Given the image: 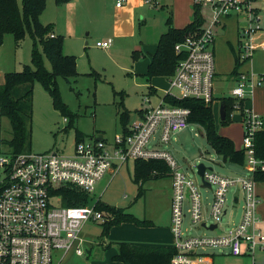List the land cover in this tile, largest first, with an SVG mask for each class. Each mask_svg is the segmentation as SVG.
<instances>
[{
    "label": "built area",
    "instance_id": "2783aa9c",
    "mask_svg": "<svg viewBox=\"0 0 264 264\" xmlns=\"http://www.w3.org/2000/svg\"><path fill=\"white\" fill-rule=\"evenodd\" d=\"M126 0H116L122 6ZM195 5L207 7L208 19L196 33L189 34L175 45L182 57L169 87L156 106L138 112L135 121L113 139L84 138L76 141L71 154L56 150L35 153H12L5 143L0 114V168L5 176L0 180V264H55L54 252L62 250L56 264L71 251L84 254L82 229L88 221H105L107 216L91 201L81 206L62 204V196L55 191L60 186H74L92 197L96 184L106 174L112 178L130 160L162 158L173 169L172 222L177 238V252L171 264H209L208 256L195 248L203 243L227 247L235 256H251L253 264H264V231L258 214L260 196L256 190L254 172L264 169V160L256 156L255 135L264 126V117L245 106L255 89L264 84V74L253 69L241 71L230 96L237 99L233 110L241 113L243 124V167L248 175L240 178L218 175L207 169L202 181L188 178L173 155L163 148L172 134L189 125L190 108L171 104L165 96L199 98L207 103L215 100V29L223 27L232 16L243 19L239 26L236 57L242 63L251 61L258 49L257 34L264 30L260 10L264 0H193ZM55 33L52 34L54 36ZM112 38L97 41L107 48ZM243 100V106L239 103ZM145 101H150L145 98ZM233 113V111H232ZM231 113V115H232ZM160 129V130H159ZM160 131L158 146L150 145L156 131ZM200 178V176H199ZM201 179V178H200ZM239 183L244 192L243 214L229 233L217 237H182L185 205L192 221L210 226L205 216L201 188H210L212 200L208 214L219 226L226 214L229 188ZM56 200L60 204H54ZM257 252L262 253L259 260Z\"/></svg>",
    "mask_w": 264,
    "mask_h": 264
},
{
    "label": "rangeland",
    "instance_id": "374dc122",
    "mask_svg": "<svg viewBox=\"0 0 264 264\" xmlns=\"http://www.w3.org/2000/svg\"><path fill=\"white\" fill-rule=\"evenodd\" d=\"M18 2L22 8V0ZM68 2L58 3L57 0H46L39 20L44 25L59 24L60 33L63 35L64 52L77 57V76L71 77L70 82L58 77L61 99L68 106L73 121L70 120V115L67 116L68 119L61 110L54 107L53 98L42 82L35 81L32 118L29 127L30 151L35 153L56 150L71 154L76 143L77 131L83 132L86 139L92 137L113 139L122 130L120 112L123 109L129 111L130 122H133L138 117L139 109L156 106L160 102L159 97L163 96L168 89L169 80L166 77L155 76L152 83L158 89V94L151 92V84L142 75L146 69L149 52L154 50L159 36L168 30L167 20L170 16L174 25L183 26L190 23L195 10L193 0H151V6L143 4L129 12L128 19L134 16V32L121 30V33L117 35L115 27L112 26L115 23L114 20L117 19L116 0H73L72 8L64 11L60 4ZM155 2L158 3V7H154ZM189 3L191 13L185 10V5ZM201 11L206 13L205 18L208 19V8L203 7ZM225 22L226 28L215 29L216 98L213 100L212 107L216 130L221 134L228 132L233 135L235 146L237 144L238 149H243V125L240 113L233 110L232 118L228 122H222L219 114L222 98L230 95L233 84L228 78L234 66V55L229 41H234L237 45V26L241 25L243 19L234 16L226 19ZM261 22L264 25V10ZM124 23L127 28H131L128 22ZM120 25L122 26L123 23L121 22ZM105 37L113 38L114 43L111 48L96 45L97 41H102ZM139 44L143 45L142 49L146 56L144 57L142 53L137 59L134 56V50ZM33 47L34 40L28 30L18 44L13 34H5L0 45V84L3 83L6 72L22 71L26 64L32 65ZM45 65L51 69L47 58H45ZM260 91L262 93L259 95ZM259 92L255 97V101L257 98L256 106L252 105L250 99L245 101V106L248 108L252 106L256 113L264 116V85ZM145 98H149L150 101H145ZM121 102L123 104L120 108ZM1 123L3 135L10 138L11 123L5 117ZM159 130L155 132L150 145L156 143L158 146ZM158 147L173 155L188 178L201 181L196 166L199 162H204L206 166L213 167L215 172L223 175H248L245 168L224 161L216 153L206 139L204 128L199 124L189 123L184 129L173 133L168 143H163ZM4 176V170L0 168V180ZM133 179L134 161L130 160L113 178L108 173L98 181L92 192L91 203L100 199L111 205L126 207L127 211L140 219H148L163 226L171 214L172 177L150 179L145 182L144 192L136 202L139 187ZM235 190H237L236 187L229 189L226 204L228 212L224 215L219 229L214 231L200 224H194L189 212L186 211L182 237L216 235L226 232L234 224L237 225L241 220L245 201L241 194L238 202L232 201ZM201 191L205 206L208 208L212 200V191L210 188H201ZM53 203L60 204L56 200H53ZM186 207H188V202H186L185 209ZM102 223L101 220L88 221L82 229L84 254L78 255L71 251L59 264H121L112 259L113 253L118 251L116 241L107 243L110 246L103 245L105 237L101 236ZM207 250L211 253H218L214 256V264H253L251 256H234L227 251L219 254L222 251L219 247ZM62 254V250L54 252L55 264ZM261 256L262 253L257 252V260Z\"/></svg>",
    "mask_w": 264,
    "mask_h": 264
},
{
    "label": "trees",
    "instance_id": "16d2710c",
    "mask_svg": "<svg viewBox=\"0 0 264 264\" xmlns=\"http://www.w3.org/2000/svg\"><path fill=\"white\" fill-rule=\"evenodd\" d=\"M69 0H57L58 3ZM46 0H22V8L18 0H0V45L4 36L11 33L18 44L24 37L26 30L34 40V47L31 54V63L26 64L22 71H10L4 74V81L0 84V114L9 120L12 127L10 138L5 137V143L12 153L30 151V121L32 118V96L33 84L41 81L44 88L53 98L54 107L61 110L65 117L73 116L68 106L62 101L60 96L58 77L71 81V77H76L77 57L64 52L63 35L54 33V24H42L39 20L44 11ZM194 17L190 23L184 27H175L170 16L167 20L169 28L162 33L149 62L146 72L142 75L148 82L155 76L168 78L174 71L178 60L182 57L175 50V45L183 41L189 34L200 30L205 22L200 5L194 7ZM41 47V48H40ZM139 51L134 50V56L138 57ZM45 58L51 64V69L45 65ZM243 63L235 58V67L231 74H236ZM151 89L152 86H150ZM156 91V89H153ZM171 104L186 106L190 108L189 123L199 124L204 128L208 143L222 157L237 165H243L245 154L242 149L235 147L233 140L216 130L215 114L212 103H207L199 98H176L165 96ZM226 117L222 122L231 120V113L237 99L231 96L223 97ZM243 100L239 103L243 106ZM120 104V108L122 107ZM139 111H142L140 109ZM130 113L123 109L120 112V122L122 129H125L130 122ZM68 118V117H67ZM69 119V118H68ZM70 121V122H71ZM85 138V134L77 131L76 141ZM256 156L264 160V126L255 135ZM173 176V169L162 158L137 159L134 161V182L138 184L137 199L143 194V185L150 179ZM256 181H264V169L254 172ZM62 196V204L66 206L86 205L92 197L86 192L71 186H60L56 191ZM98 210L107 216L102 223V237H107L110 229L123 222L134 223L138 226H152L153 222L148 219H140L126 207L108 204L100 199L95 202ZM118 251L112 256L114 261L123 264H171L173 255L177 252L176 246L160 245H137L129 242H116ZM110 246V244H107Z\"/></svg>",
    "mask_w": 264,
    "mask_h": 264
},
{
    "label": "crops",
    "instance_id": "0c3cea01",
    "mask_svg": "<svg viewBox=\"0 0 264 264\" xmlns=\"http://www.w3.org/2000/svg\"><path fill=\"white\" fill-rule=\"evenodd\" d=\"M72 3H73V0H70L66 4H63V5L60 4V7L64 11H67V10H70L72 8V6H71ZM151 3H152L151 0H126V2L122 6H117L116 5L117 19L114 20L115 23H113L112 26L115 27V31H116L117 35H119L121 33V30L122 31L130 30L133 33L134 30H135V22H134V18H133L134 16H131L132 18L128 19L130 17L129 16V14H130L129 12H132L134 10V8L141 7L143 4H149L150 5ZM153 5H154V7H158V3H156V2ZM185 10H186L187 13H191L192 10H191V4L190 3L187 4V5H185ZM263 10H264V7H262V9L260 10L261 20H262V12H263ZM205 14L203 13L204 16H205ZM232 17H234V16H232ZM123 21L124 22H128L130 24V27L131 28L130 29L127 28V26L125 25V23ZM121 22L123 23L122 26L120 25ZM186 25L187 24H185L183 26H176V25H174V26L175 27H184ZM226 26L227 25H226V22H225L224 23V26L221 27V28H226ZM60 30H61V27L59 26V24L54 23V33L55 34H61L60 33L61 32ZM237 34H238V38L236 40V43L238 44V39H239V25L237 26ZM160 36H159V38H160ZM108 38H112V37H107V38L105 37L103 40H107ZM113 43H114V40L112 38V43L107 48H111L113 46ZM157 43H158V41H157ZM157 43L155 45L154 50L152 52H149V59H148V61L146 63V67H145L146 69H147V66H148L149 62L151 61V58H152L153 53L156 51ZM257 43H258L259 46H258V49H257L256 53L252 57L251 61H248L246 63H243L241 65V67L238 69V72L236 74H231L232 71H233V69H234V67H235V58H236L237 45H235L234 41H229L230 47H231L232 52H233V55H234V66H233V68H232V70L230 72V76L228 77L229 78V81H231V83H233L232 84V88L237 84V78H238L239 73L241 71H247V70L253 69L256 72H259V73H263L264 74V30L261 31V32H259L257 34ZM142 47H143V45L139 44L138 48L135 49V50H138L139 51V55H138L137 59H139V57H141V54L142 53L144 54L143 55L144 57L146 56L145 53H144V49H142ZM137 59H135V61ZM247 63H249V64H247ZM146 69H145V72H146ZM159 77H161V76H159ZM153 78L148 83L151 84V86H152L153 89L154 88L156 89V91H154L153 89H151V92H153L154 94L155 93L158 94V89L152 83V81L155 79V78L154 79ZM263 85L257 87L255 89L254 94L250 98L251 103L254 106H256V104H257V98H256V101H255V97L258 95V92H259L260 88ZM261 93H262V91L259 92V95ZM222 103L223 102L221 101V104ZM250 108H253V107L251 106ZM139 110H138V112H139ZM219 114H220V108H219ZM260 115L263 116L262 114H260ZM231 118H232V115H231ZM242 118L243 117H242V115L240 113V119H241V121H242ZM224 134H226V136L228 135V137H230L235 142V137L233 135H231L228 132H223V135ZM235 147L238 148V145L236 144ZM232 164H234V163H232ZM239 166L243 167V165H239ZM212 171L214 173L218 174V175H223V174H220V173L215 172L214 169H212ZM223 176L234 177V178L243 177L241 175L240 176L223 175ZM172 185H173V181H172ZM231 187H236V189H237V190H235L233 192V195H232V201L234 203H236V202L239 201L240 194L244 198V192H243V190L241 188V185L239 183H237V185H234V186H231ZM256 190H257V192H258V194L260 196V199H261L260 200V203L258 205V214H259V216L263 220L262 223H261V227H262V225L264 223V181H256ZM172 198H173V194H172ZM172 198H171V214L169 216L170 218H168L167 222L163 226H159V225H157L154 222H153V225L152 226H138V225H136L134 223L123 222V223H121L119 225L113 226L110 229L108 236L105 237L104 240H103L104 241L103 245L104 244H107V243H109L111 241H116V242H129V243H134V244H137V245L176 246V244H177V238H176V235H175V233L173 231V222H172ZM227 199H228V196H227ZM210 202H209L208 208H206L205 201H204L205 216H206V218H208L207 220L211 219L210 216H209V214H208V209L210 207ZM188 207H189V204H188ZM188 207H186V208H188ZM226 209H227V207H226ZM186 211H187V209H185V212ZM227 212H228V210L226 211V214H227ZM190 217H191V215H190ZM191 221H192V218H191ZM193 223L194 224H200V223H197V222H193ZM211 223L212 224H216V223H214L212 221V219L209 221V224H211ZM220 224L221 223H219V226H220ZM200 225L202 226V224H200ZM234 225L236 226V224H234ZM234 225L232 227H230L224 233H220V234H216V235H201V236H198V237H217V236H222V235H225V234L229 233V231L232 228L235 227ZM219 226L216 227V228H206V229L214 230L215 231V230L219 229ZM262 229H264V227H262ZM181 231H182V235H183V223H182ZM193 236L194 235H187L186 237H193ZM186 237H184V238H186ZM217 247L222 248V251L219 254H223L226 251L229 252V249L226 246L225 247H221V246L213 245V244H210V243H207V242L201 244L200 246H198L195 249L197 250V252L203 253L206 256H208L209 264H214V256L217 255L218 253H213V252L211 253L207 249H209V248H217ZM116 253L117 252L113 253V255L116 254ZM229 254H231V253H229ZM115 262H119V261H115ZM120 263L123 264L122 262H120Z\"/></svg>",
    "mask_w": 264,
    "mask_h": 264
},
{
    "label": "water",
    "instance_id": "95a60500",
    "mask_svg": "<svg viewBox=\"0 0 264 264\" xmlns=\"http://www.w3.org/2000/svg\"><path fill=\"white\" fill-rule=\"evenodd\" d=\"M220 117H221V120H224L226 117V110H225L224 103L220 105ZM196 166H197L198 175L200 176L201 181H202L201 185L203 187H211V184L205 179V172L207 169L212 170L213 167L206 166L204 162H199ZM203 226L208 227V228H216L217 224H211L210 226H207L205 223H203Z\"/></svg>",
    "mask_w": 264,
    "mask_h": 264
}]
</instances>
